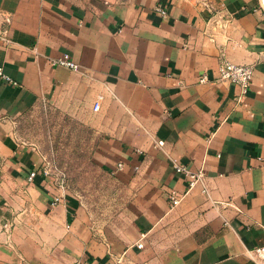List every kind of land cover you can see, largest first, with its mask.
<instances>
[{
    "label": "crops",
    "instance_id": "crops-1",
    "mask_svg": "<svg viewBox=\"0 0 264 264\" xmlns=\"http://www.w3.org/2000/svg\"><path fill=\"white\" fill-rule=\"evenodd\" d=\"M0 20L17 83L0 78V264H260L264 0H0ZM63 54L80 70L52 63ZM223 60L254 66L247 94L217 81ZM45 106L97 136L109 214L21 140ZM173 160L204 183L187 193Z\"/></svg>",
    "mask_w": 264,
    "mask_h": 264
},
{
    "label": "rangeland",
    "instance_id": "rangeland-1",
    "mask_svg": "<svg viewBox=\"0 0 264 264\" xmlns=\"http://www.w3.org/2000/svg\"><path fill=\"white\" fill-rule=\"evenodd\" d=\"M18 133L43 156L44 168L64 177L72 195L93 204L100 216L109 214L106 205L113 181L96 159L99 141L94 132L45 106L24 116Z\"/></svg>",
    "mask_w": 264,
    "mask_h": 264
},
{
    "label": "built area",
    "instance_id": "built-area-1",
    "mask_svg": "<svg viewBox=\"0 0 264 264\" xmlns=\"http://www.w3.org/2000/svg\"><path fill=\"white\" fill-rule=\"evenodd\" d=\"M156 12L163 17L167 15L166 11H164L162 8H157ZM52 63L57 66H63L69 68L75 72L80 70L79 65L72 59V57L69 54H63L60 58L54 60ZM254 71L255 70L253 65H241V64H235L229 60H223L219 66L217 81L225 84L237 85L241 88L242 94L245 95L248 93L251 87L254 78ZM0 78L5 79L10 84L17 85L16 82H14L11 78L7 77L4 74L3 68L1 66H0ZM208 81L209 79L206 75L200 79V82L202 83ZM100 100L101 98H99L95 104L94 109L96 111L100 109ZM157 144L159 147H163L165 145V142L158 141ZM172 165L174 171L177 174L184 175L188 180L187 193L192 191L196 186L204 183L205 180L204 170L193 171L190 168L181 165L177 160H173ZM122 167H123L122 165L119 166V168ZM43 172L46 175L51 173L46 168L43 169ZM34 176L35 174H32L31 178H33ZM58 182H59L58 187L60 188V190L65 191L67 189V186L64 177L63 176L59 177ZM183 197L184 196L179 194L176 190H171L168 196L171 208H175L179 206L183 200ZM60 199L61 197H57L55 199V205L60 202ZM139 247L142 248L143 245L140 244ZM250 253L253 259L257 260L260 264H264V246H260L252 250Z\"/></svg>",
    "mask_w": 264,
    "mask_h": 264
}]
</instances>
